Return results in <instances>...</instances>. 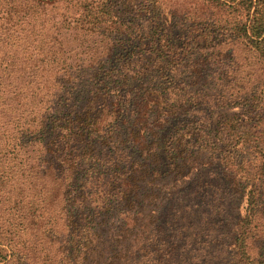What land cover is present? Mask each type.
Instances as JSON below:
<instances>
[{
	"label": "trees",
	"instance_id": "trees-1",
	"mask_svg": "<svg viewBox=\"0 0 264 264\" xmlns=\"http://www.w3.org/2000/svg\"><path fill=\"white\" fill-rule=\"evenodd\" d=\"M26 1L59 19L42 111L0 110V129L34 116L7 171L0 149V264H171L161 209L216 163L240 195L228 264H264V0L188 23L154 0Z\"/></svg>",
	"mask_w": 264,
	"mask_h": 264
},
{
	"label": "rangeland",
	"instance_id": "rangeland-1",
	"mask_svg": "<svg viewBox=\"0 0 264 264\" xmlns=\"http://www.w3.org/2000/svg\"><path fill=\"white\" fill-rule=\"evenodd\" d=\"M154 1L162 12L161 16L171 21L185 20L188 23L204 17L209 11L203 0ZM52 19H59L54 10L37 8L26 0H0V110H3L4 123L20 115L17 103H21L27 112L39 113L43 109L44 96L52 81V67L44 54L52 45ZM54 37L61 40L64 48L72 46V37L61 36V31ZM37 89L42 104L36 103L39 98H33ZM15 92L19 97L13 96ZM12 122L0 129L5 131V136L0 135V149L6 159L1 161L4 171L12 162V148L17 145L15 138L24 124L15 128ZM184 122L180 120L179 124ZM17 151L14 155L17 154L19 159L20 152ZM192 178L161 209L158 219L160 239L167 246L173 244L177 251L171 264H228L240 195L230 191L220 164L198 172L196 168ZM4 189L0 190L2 204ZM258 225L256 233H261L264 227Z\"/></svg>",
	"mask_w": 264,
	"mask_h": 264
}]
</instances>
